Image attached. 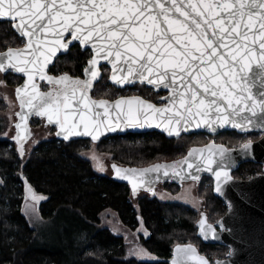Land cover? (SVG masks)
Instances as JSON below:
<instances>
[{
    "label": "snow or ice",
    "instance_id": "obj_1",
    "mask_svg": "<svg viewBox=\"0 0 264 264\" xmlns=\"http://www.w3.org/2000/svg\"><path fill=\"white\" fill-rule=\"evenodd\" d=\"M0 18L18 20L14 27L29 37L25 49L9 48L0 56V69L23 64L19 70L29 73V81L34 70L41 74V79L61 85L54 93L34 91L29 97L21 96V104L39 110L50 123L58 124L61 129L58 135L65 139L81 134L98 139L101 131L111 130V125L105 122L108 101L90 100L87 95L99 75L95 57L89 61L90 68L85 69L88 79L84 81L43 75L51 57L58 50L68 48L60 37L69 30L73 40L105 42L98 47L102 51L107 48L105 57L114 55V61L124 65L119 71L126 73L115 74L114 64L111 80L115 83L127 84L131 78L172 90L168 97L171 107L157 108L139 97L116 100L113 108L120 113L117 118L124 119L129 126H143L148 119L156 118L163 120L164 127L176 135L184 125L193 122L197 127L199 122L205 125L211 122L241 131L264 130V91L257 98L245 83L251 79L250 61L256 57L259 72L253 83L259 82L264 89V0H187V3L185 0H61L59 4L57 0L46 3L0 0ZM57 24L61 25L60 29ZM41 33H54L55 46L47 48ZM257 38L258 51H253ZM27 50H30L29 58L22 60ZM14 60L16 64L12 63ZM153 76L155 79L150 78ZM32 88L36 86L33 84ZM17 94L20 95V90ZM73 100L77 102L73 104ZM97 106L104 109L103 113L89 115ZM248 147L245 145V149ZM225 151L222 147L218 149L217 179L222 173L228 178ZM191 179L199 177L191 176Z\"/></svg>",
    "mask_w": 264,
    "mask_h": 264
},
{
    "label": "trees",
    "instance_id": "obj_2",
    "mask_svg": "<svg viewBox=\"0 0 264 264\" xmlns=\"http://www.w3.org/2000/svg\"><path fill=\"white\" fill-rule=\"evenodd\" d=\"M22 42L10 22H0V50ZM91 55L90 49L84 50L80 44H75L57 58L51 71H69L81 77ZM102 71L103 77L93 89L94 96L114 98L116 91L140 87L139 94L157 102L163 94L145 84L117 88L108 80L110 67L103 65ZM9 75L14 78V84L22 79L13 73ZM5 107L0 99V264H170L175 244L185 242L195 243L211 259L226 255L228 247L225 245L208 244L197 236L198 215L191 206L164 201L154 195L133 198L128 184L98 172L83 154L92 144L90 139L64 141L53 136L39 141L28 155H21L13 137H2L7 128L3 116ZM38 121L40 119H33L32 124ZM249 135L258 134L251 132ZM209 136L205 132L183 134L180 138H168L159 131L126 133L108 136L97 143V147L112 154L119 163L146 165L184 156L191 146L206 143ZM225 136L237 140L244 134L226 131L216 135ZM261 168L259 163L245 162L234 175L245 178ZM202 182L200 195L205 197L209 219L216 220L227 211V206L214 194L211 177L204 176ZM167 184L173 189L179 186ZM27 185L33 193L27 192ZM28 198L36 201L44 219L61 215L65 218L64 232L59 236L61 243L39 240V234L23 212ZM107 209L114 210L132 230L140 226L146 228L149 234L141 233L139 242L155 256L154 259L142 260L128 255L129 246L124 235L102 224V214Z\"/></svg>",
    "mask_w": 264,
    "mask_h": 264
},
{
    "label": "water",
    "instance_id": "obj_3",
    "mask_svg": "<svg viewBox=\"0 0 264 264\" xmlns=\"http://www.w3.org/2000/svg\"><path fill=\"white\" fill-rule=\"evenodd\" d=\"M42 3L50 2V0H41ZM61 0H57L59 4ZM135 2V0H133ZM195 2V0H193ZM187 3V0H185ZM8 20L7 18H0V21ZM10 21V20H8ZM19 21H12L14 30L25 39V43L20 47H10L11 49H25L29 37L21 35L19 29L14 27ZM39 23V21H37ZM47 20L45 19V24ZM34 27V26H33ZM61 25L57 24V29H60ZM47 43V48H52L55 46L56 36L54 33H41ZM60 39L68 44L67 49L58 50L50 59V61L43 68V75L45 77H52L54 79H59L60 77L67 76L68 78L75 80L79 79L84 81L88 79L85 69L90 68L89 61L94 57L98 60L97 69L99 75L92 82V87L88 91L87 95L90 100H106L108 104V116L105 122L111 125V130L101 131L98 139H93L91 136L86 134L74 135L65 139L64 136L58 135L61 131L58 124L52 122L50 123L47 116L40 115L39 110L30 109L27 106H22L21 96L29 97L34 91H38L40 94L54 93L59 90L61 85L53 84L48 81V79H41V74L32 71V80L29 81V73L27 71L21 72L19 69L23 67V64H18L16 67H7V69H0L3 73L13 72L17 75L23 77V81L17 85L15 89V94L19 102V110L17 112V121L15 122V137L17 149L20 152L21 141L23 143V151L25 144L33 136V125L32 119L37 116L44 119L46 125L55 126V137L64 141H71L74 139H90L94 143H99L104 138L112 135H124L126 133H144L149 131H159L165 134L168 138H180L183 134H193V133H208L210 135H217L223 131H237L239 133H250L254 131L264 132V130L253 129L248 131H241L239 128L227 126H218L212 124L208 125L199 122L200 126H195L196 122L184 125L179 135L175 133H170L164 127V121L161 119L150 118L143 123V126H129L127 122L122 118H117L120 113L113 108V104L116 100L120 98H131L139 97L150 104L155 105L157 108L171 107L168 97L172 95V90L170 88H165L161 85H152L147 83V80H135L131 79L130 83L127 84H117L111 80V76L114 74V64L117 66L115 74L125 75L126 73L120 72L119 68L124 67L121 61H114V55H108L105 57V52L108 51L107 48L101 50L98 45H104V41H99L96 39L91 40L88 43H84L82 40L77 41L72 39L71 30L65 31ZM80 44L83 49H91L92 56L88 59L87 64L83 70V76L78 78L72 76L69 73L55 74L51 73L49 70L51 66L56 63L57 58L60 55L66 54L70 48L75 44ZM258 38L257 47L253 48V51H258ZM43 49V46H41ZM9 48L0 51V56L7 53ZM45 54H47L46 49ZM30 50L25 51L21 59L29 58ZM41 63H43V57L40 58ZM16 64V61H12ZM107 65L110 67L109 81L118 88H124L126 86H134L135 84H145L152 87L156 92L165 91L160 97V102L151 100L141 94H128L121 95L116 98L107 97H95L93 95V89L97 81H99L102 76V66ZM257 58L253 57L250 61V80L245 83L252 91L253 96L258 97V93L264 91L261 88L259 82L253 83L257 80L256 73L259 69L256 67ZM31 67V66H29ZM155 79V77H150ZM45 81L50 85L58 86L54 92L52 89L43 91L41 88V82ZM36 88L33 89L32 85ZM17 90H20V95L17 94ZM79 92L77 93L78 100ZM73 100V104L77 102ZM35 103V101H34ZM177 109H174V111ZM104 109L97 106L90 112L92 115L94 112L103 113ZM103 119V117H101ZM142 121L144 117H141ZM183 124V122H181ZM19 125V127H17ZM215 129V130H214ZM82 131V130H81ZM245 145H249L245 149ZM225 149V159L224 168L228 172V178L224 177L223 173L221 177L217 179L215 173L220 170V157L218 149ZM193 149L197 151L193 152ZM243 149V151H242ZM191 153V155H189ZM24 155V152L23 154ZM230 157V159L228 158ZM213 161L211 164L208 161ZM258 162L262 163L264 166V135L253 141H248L241 146L229 147L224 143L216 142L214 140L209 141L201 145L191 146L184 156L176 159L170 160H159L146 165H130L122 164L119 162H112V174L111 177L122 183L129 185L133 198H138L142 192L153 195L157 187L161 184L166 183H176L179 185L184 184L188 181H200L204 176H211L213 178L214 193L216 196L222 198L227 204V212L221 216L215 222L210 221L208 214L205 211L200 213L199 218L196 221L197 226V236L203 240V242L208 244H220L225 245L229 248L226 256L224 258L211 259L208 255L203 253L200 248L193 242L177 243L173 247L172 256L169 258L170 264H264V173H258L250 178L243 179L237 178L233 175V172L237 170L240 165L244 162ZM188 164L192 167L189 168ZM211 169V170H209ZM178 173V175H177ZM191 176H198L199 179L193 180ZM26 190L29 194L33 193V190L27 185ZM191 249V250H189Z\"/></svg>",
    "mask_w": 264,
    "mask_h": 264
},
{
    "label": "rangeland",
    "instance_id": "obj_4",
    "mask_svg": "<svg viewBox=\"0 0 264 264\" xmlns=\"http://www.w3.org/2000/svg\"><path fill=\"white\" fill-rule=\"evenodd\" d=\"M66 72V71H65ZM69 72V71H68ZM14 78L12 76L4 75L0 70V99L3 100L4 104L6 105L5 110L3 112V116H5L7 120V128L4 131L2 137L10 138L14 136L15 133V122L17 121V112L19 110V104L15 95V85L13 83ZM109 80V79H108ZM140 84V83H138ZM113 85V84H112ZM135 86V85H134ZM132 86V88L134 87ZM131 87V86H127ZM126 88V89H127ZM132 91V92H130ZM142 91L140 87L116 91V95L122 94H139ZM111 92V91H109ZM150 95V94H149ZM98 97V96H97ZM106 97V96H104ZM160 99V96L158 100ZM33 128V136L32 138L25 144L24 148V155H28L29 152L38 144L39 141L50 138L55 136L56 127L49 126L44 123V121H38L35 124H32ZM208 134V133H207ZM210 135V134H209ZM258 135H249V133H245L242 139L234 140L229 138V136L225 137H216V135H211L207 139L208 141L214 140L228 144L230 143L235 144V146L244 143L247 140L254 139ZM223 139H227L230 142H225ZM84 156L89 158L94 168L100 172L111 176L112 162H118L113 158V155L108 152H102L98 149L97 143L92 142L87 149L83 152ZM203 179L199 182L197 181H188L182 185H179L177 189H173L168 184H161L158 186L157 191L154 196L158 197L164 201H177L185 203L191 206L193 209L197 211L198 217L200 216V212L206 209V200L205 197L200 195V188L203 185ZM209 183V182H208ZM208 185V184H207ZM210 185V183H209ZM208 185V186H209ZM213 186V184H212ZM145 193H141L144 196ZM134 201H137L135 199ZM23 212L27 216L30 224L36 229L37 233L39 234V240L43 242H52L53 244L61 243L59 236L64 232V220L65 218L61 215L57 218L53 219H44L41 217L38 206L35 200L28 198L25 200L23 205ZM210 213H208L209 215ZM217 218L216 220H218ZM102 224L105 226L110 227L116 233L124 235L126 242L129 246L128 255L136 256L142 260H152L154 259V255L145 248L142 244H140V234L144 233L148 235L149 232L146 230L144 226L138 227L136 230H132L131 228L127 227L119 218L118 214L112 210L107 209L102 214Z\"/></svg>",
    "mask_w": 264,
    "mask_h": 264
},
{
    "label": "flooded vegetation",
    "instance_id": "obj_5",
    "mask_svg": "<svg viewBox=\"0 0 264 264\" xmlns=\"http://www.w3.org/2000/svg\"><path fill=\"white\" fill-rule=\"evenodd\" d=\"M6 22L8 21V20H5ZM5 21H0V22H5ZM8 22H10L11 23V27H12V29H13V31L18 35V36H20L15 30H14V28H13V25H12V21H8ZM21 37V36H20ZM22 39H23V42H22V44H19V45H16V46H8V47H6V48H4V49H2V50H0V51H3V50H5V49H7V48H10V47H20V46H22L24 43H25V39L23 38V37H21ZM78 44V43H77ZM83 49V48H82ZM84 50H86V49H84ZM91 50V49H90ZM61 56V55H60ZM92 56V55H91ZM87 64V63H86ZM55 65V64H54ZM53 65V66H54ZM105 65V64H104ZM52 67V66H51ZM109 67V66H108ZM102 68V67H101ZM84 70V69H83ZM51 73H55V72H52L51 71V68H50V70H49ZM110 71H111V69H110ZM103 72V71H102ZM3 73V72H2ZM10 73H13V72H8V73H3L4 75H8V74H10ZM61 73H68V72H61ZM61 73H55V74H61ZM13 74H15V73H13ZM70 74V73H69ZM17 75V74H16ZM18 76H20V75H18ZM73 76V75H72ZM82 76H83V73H82ZM81 76V77H82ZM22 79H21V81L18 83V84H16L15 85V89H16V87H17V85H19L22 81H23V77L22 76H20ZM75 77H78V78H80V76H75ZM103 77V76H102ZM101 80V79H100ZM99 80V81H100ZM98 82V81H97ZM110 82V81H109ZM111 83V82H110ZM112 84V83H111ZM136 85V84H135ZM132 87V86H131ZM41 88H42V90L43 91H46V90H49V89H52V92H54L56 89H58V86H56V85H50V84H48L47 82H45V81H42L41 82ZM118 88V87H117ZM124 88H127V86L126 87H124ZM165 93V91H163V94ZM162 94V95H163ZM16 95V94H15ZM122 95H128V94H122ZM118 96H121V95H118ZM118 96H116V97H118ZM95 97H97V96H95ZM116 97H114V98H116ZM160 97H161V95H160ZM17 98V97H16ZM98 98V97H97ZM107 98H110V97H107ZM111 99H113V98H111ZM18 101V100H17ZM157 102H160V100L159 101H157ZM18 104H19V102H18ZM33 119H40L41 121H44V119H42V118H40V117H37V116H35ZM32 119V120H33ZM45 123V122H44ZM50 126V125H49ZM55 127V126H54ZM223 132H226V131H223ZM237 132V131H236ZM255 133H257L258 134V136L257 137H254V139H250V140H247V141H245L244 143H246V142H248V141H253V140H257V139H259V138H261L263 135H264V132H258V131H254ZM239 133V132H238ZM251 133V132H250ZM220 134V133H219ZM245 134V133H244ZM218 135V134H217ZM15 137V133H14V136H13V138ZM212 141V140H211ZM14 142H15V144L17 145V143H16V140L14 139ZM209 142V141H208ZM216 142H219V141H217L216 140ZM207 143V142H206ZM221 143H223V142H221ZM244 143H242V144H244ZM203 144H205V143H203ZM224 144H226V143H224ZM242 144H240V145H237V146H241ZM227 146H229L228 144H226ZM237 146H229V147H237ZM252 162V161H251ZM245 163V162H244ZM255 163H258V162H255ZM243 164V163H242ZM241 164V165H242ZM259 164H261L262 165V168H261V170H259L258 172H256L255 174H252V175H250V176H248V177H240V176H236V175H234V172L236 171H234L233 172V175L235 176V177H237V178H243V179H247V178H250V177H252V176H254V175H256V174H258V173H264V166H263V164L262 163H259ZM240 165V166H241ZM209 177H211V176H209ZM212 178V177H211ZM212 180H213V178H212ZM158 188V187H157ZM157 191V190H156ZM213 192H214V185H213ZM142 193H144V192H142ZM156 193V192H155ZM155 193L153 194V195H155ZM146 194V193H145ZM215 194V193H214ZM146 195H149V194H146ZM141 196V195H140ZM139 196V197H140ZM218 197V196H217ZM220 198V197H219ZM220 199H222V198H220ZM223 200V199H222ZM223 202L225 203V201L223 200ZM226 204V203H225ZM226 206H227V204H226ZM227 210H228V207H227ZM203 211H205L206 212V209L205 210H203ZM202 212V211H201ZM200 212V213H201ZM227 212V211H226ZM225 212V213H226ZM207 213V212H206ZM224 213V214H225ZM208 214V213H207ZM223 214V215H224ZM222 215V216H223ZM208 217H209V215H208ZM199 218V217H198ZM197 218V219H198ZM220 218V217H219ZM197 221V220H196ZM210 221H212V222H215L216 220H210ZM228 250H229V248H228ZM228 252V251H227ZM227 254V253H226ZM226 256V255H225ZM225 256H223V257H221V258H224ZM213 260V259H212Z\"/></svg>",
    "mask_w": 264,
    "mask_h": 264
}]
</instances>
